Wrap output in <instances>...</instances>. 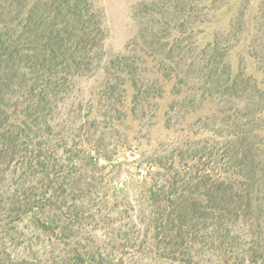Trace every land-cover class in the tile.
<instances>
[{
  "label": "rangeland",
  "instance_id": "rangeland-1",
  "mask_svg": "<svg viewBox=\"0 0 264 264\" xmlns=\"http://www.w3.org/2000/svg\"><path fill=\"white\" fill-rule=\"evenodd\" d=\"M77 2L104 35L68 75L20 42L51 24L56 2L0 0V54L4 43L14 53L0 55V118L15 125H0V264H264V0ZM127 62L154 96L163 79L165 93L185 77L222 89L193 82L190 114L183 100L173 110L171 99L152 101L141 124L114 126L123 112L107 98L124 101L117 66ZM240 80L255 92L241 97ZM71 166L79 175L67 176ZM228 167L245 189L211 186ZM25 204L40 211L20 216Z\"/></svg>",
  "mask_w": 264,
  "mask_h": 264
},
{
  "label": "trees",
  "instance_id": "trees-1",
  "mask_svg": "<svg viewBox=\"0 0 264 264\" xmlns=\"http://www.w3.org/2000/svg\"><path fill=\"white\" fill-rule=\"evenodd\" d=\"M51 1V0H50ZM56 2L57 6L55 7V16L52 19L51 24L42 31L35 30V34H33L34 39H30L29 37H26V35L22 36V41H32L29 46H37L39 50H42L45 53H48L51 55L52 58H57L58 61H62V70L63 72L68 75H72V70L73 69H79L81 65H84L87 67L85 64V60L87 59V54L85 53L86 49L88 46L90 48H95L94 42L98 39V37H103L104 33V28L102 27L101 23H95L89 20L88 14L90 13V10L86 8H81L79 6V3L77 0H54V3ZM49 4V3H48ZM90 6V5H89ZM23 21L27 20H20V24ZM32 25V24H31ZM34 25V24H33ZM29 29V28H28ZM8 37L9 40L13 38V35H9ZM169 39V38H168ZM7 47L4 51L1 52L0 55H3V58H7L9 55H13L11 50V45L7 46V43L2 46V47ZM9 53V54H7ZM6 54V55H5ZM45 55L44 53H42ZM149 57V56H147ZM9 58V57H8ZM51 58V59H52ZM132 59H129L130 61ZM88 63V62H86ZM59 64V63H58ZM113 64V63H112ZM136 63H133V67L127 62L125 63L126 68H121V66H117L118 69V76L119 79H123L120 84H122L123 87V93L124 95V101L121 99L116 98L115 96H112V94L107 98L109 101L111 107L117 108L120 112H123L122 115L113 117L112 116V122L114 126H119L120 123H131V124H141L143 121V117L139 115L141 113V108H143V105L145 103H150L152 101H157L158 105L165 102L166 100L171 99V105L170 108L172 110L174 107L179 104L178 100H183L181 105H184V111L185 114H190V106L188 99L195 101L193 99H196V95H194V89L191 88V84L193 82L197 85L201 84L203 87L208 86L210 88L207 89L205 87V94H209L208 91L211 89L214 90H221V80L218 81L219 79L215 80H203L201 77H195L193 80L190 79L189 77H185L183 80L179 81L177 85H181V88L173 90L171 93H165L166 87L171 83L170 80H160L161 81V88H160V94L159 95H152L150 91H152L153 88L151 86L148 87L147 84H144V73L142 71L139 72L138 68H135ZM211 74L213 73V67L214 64L209 65ZM112 70V67H110V71ZM157 73V72H156ZM208 73V72H206ZM158 74V73H157ZM199 76L203 74V72L199 71L198 73ZM142 75V76H141ZM0 81H2V78H0ZM236 81V80H235ZM237 82V81H236ZM156 84L159 83V81L155 82ZM239 84L243 85L245 88L243 91L241 90V97H243V93L247 94L248 96V90H251L252 93L255 91L249 86L248 81H238ZM144 84V85H143ZM246 84V85H245ZM236 86L230 85V87L226 88L227 90H234ZM242 89V87H241ZM113 92V95L115 93L114 90H111ZM245 97V96H244ZM212 98V96L208 95V98L205 99V101H208ZM168 113L166 114V116ZM102 116V114H101ZM3 121L0 118V125L3 122V125L5 127L3 128H8L9 127L14 129V124L13 121L10 119V117H4L3 116ZM171 118L168 119V122L171 123ZM10 123V124H9ZM7 124V125H6ZM1 129V128H0ZM129 129V128H128ZM91 130V129H90ZM87 132V131H86ZM64 133V131H62ZM89 133V132H87ZM8 141H11L9 139ZM12 142V141H11ZM3 150V146L0 145ZM245 147V146H244ZM243 147V148H244ZM229 147L227 146V149ZM87 150L90 153H94V151H98L97 146H90L88 145ZM1 152V150H0ZM84 153V151H82ZM76 160H79L83 162L84 160L82 158H76ZM66 163V162H65ZM74 163V164H73ZM71 164L75 165V161L71 162ZM65 164H62L64 167ZM200 164L197 166H193V169H198L197 171H200ZM40 169L43 171L41 175H44L45 179L51 178L53 173H52V168L50 167H43L39 166ZM62 167V169H63ZM162 170L165 169L167 172L168 170H171L170 168L167 170V168L160 167ZM79 168H74V166L68 167V173L65 172V170H62V175L63 174H69L67 176L73 177L74 175L77 176L80 173ZM66 177H62V191L64 189H67L69 184L65 183L64 180L67 179ZM242 175L239 174V172H236V170H232L231 167L226 168V173L224 174L223 177L220 179L216 180V184H212L211 186L215 188L218 191H223L227 190L228 186H236L237 188H240L241 190L245 189L246 182L241 180ZM69 182V181H68ZM52 186L51 185H46V194H49V199L52 201V198L55 196V193L57 192V188L55 187V184L57 183V180H51ZM176 184V183H174ZM157 186L153 185L150 189L149 192L152 195H159L161 191L156 190ZM165 196L168 195L169 193L164 192L163 193ZM162 196V195H161ZM152 197V196H151ZM153 198V197H152ZM164 202V201H163ZM166 202V201H165ZM166 204V203H165ZM163 204V205H165ZM161 206V202H160ZM158 205L157 208L152 212L155 215H163V212L161 210V207ZM55 207V206H54ZM40 211L39 206H33L32 204H25L21 206L19 209L20 216H30V215H36Z\"/></svg>",
  "mask_w": 264,
  "mask_h": 264
}]
</instances>
